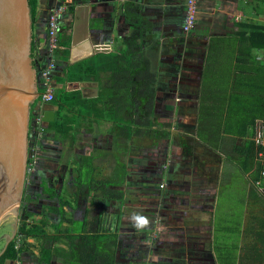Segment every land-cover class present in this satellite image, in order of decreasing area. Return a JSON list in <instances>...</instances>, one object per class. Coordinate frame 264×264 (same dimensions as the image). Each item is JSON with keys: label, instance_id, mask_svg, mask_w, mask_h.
<instances>
[{"label": "crops", "instance_id": "0c3cea01", "mask_svg": "<svg viewBox=\"0 0 264 264\" xmlns=\"http://www.w3.org/2000/svg\"><path fill=\"white\" fill-rule=\"evenodd\" d=\"M47 1L50 11L40 14L35 33L41 56H48L42 46L48 18L52 10L62 8L55 91L79 90L85 99H101L102 91L109 87V75L65 80L68 66L98 52H116L136 44L142 57L141 65L131 73L137 98L136 111L127 112L135 121L131 137L114 122L92 113L77 119V127L71 131L75 140H58L49 130L57 106L36 100L35 119L42 117L44 130L33 185L40 177H63L60 165L65 163L69 166L76 161L82 172L89 159L100 181L96 196L102 208H94L92 216L85 210L81 231L103 212L120 225L119 243L122 236L141 233L133 226V214L150 213L153 221L157 215L160 218L157 229L166 264H264V167L258 164L264 157L258 155L253 139L254 124L263 119L264 111L246 119L238 110L230 113L238 97L257 88L264 108V89L256 87L252 79L264 66V46L246 42L242 26L264 24L263 0H198L196 21L188 32L183 31L186 0ZM69 36L70 52L65 60L63 41ZM141 70L154 76L150 91L144 85L146 75L140 80L136 77ZM242 83L247 91L241 90ZM151 97L154 126L146 127ZM41 123L37 122L39 127ZM151 129L157 132L155 142L135 140L137 130ZM68 148L70 157L65 154ZM118 150L124 159L123 190L108 184V178L117 174L115 166L106 167L112 161L108 157L114 158ZM81 155L85 161L79 159ZM112 190L122 192V197L113 198ZM32 192L37 196L35 189ZM48 200L30 202L28 217L36 215L32 212L35 206H52ZM18 231L19 227L13 235L17 245L22 241ZM34 239L28 237L30 249L5 264H42L34 254L38 253ZM74 260L78 264L72 253L61 258L63 264Z\"/></svg>", "mask_w": 264, "mask_h": 264}, {"label": "rangeland", "instance_id": "374dc122", "mask_svg": "<svg viewBox=\"0 0 264 264\" xmlns=\"http://www.w3.org/2000/svg\"><path fill=\"white\" fill-rule=\"evenodd\" d=\"M47 2V0H38V10L34 27L35 50L33 61L35 63V68H39V64H41V61L45 60V57L41 56L39 40H37L35 30L40 14L45 9L50 11ZM260 5L264 8V5ZM230 42L231 41H229V43ZM43 49H45V47ZM57 50H59V48ZM229 54L231 55L232 53ZM253 65L255 66V64ZM147 74L148 75L145 78L146 82L144 85H146L148 87V90L150 91V88L153 87L154 76L150 71H147ZM250 79L251 77H249V80ZM252 79L253 82L256 84V87L258 85L260 87V90L264 89V66H260L259 70L256 71L255 74L252 76ZM246 87L247 85L242 83L241 90L247 91ZM258 89L259 88L254 89V92H252V94L246 96L241 95L240 97H238V100L236 101L237 104L235 105V107L232 106V108L230 109V113L238 110L237 113L240 112L241 114H244L245 119L252 116L253 114H261L264 111V108L261 105V98L256 95ZM146 110L147 113H149L148 106L146 107ZM35 117L36 115L33 113L31 115L29 126L27 170L20 204L18 206L14 220L5 222L4 225L0 228V252L5 243L8 240H11L14 234H17V227H19L24 221H26L28 224H32L33 222H39L47 218L46 228L50 236H48L45 241L47 242V247L54 248V250L56 251V254L52 258V261L54 260L55 263L51 262V264H63L61 262V258L63 257V255L57 252V249H60V247H65V249L69 250L70 253L74 254L75 257H78V245H80L81 243L80 239L66 237L64 235L65 228L71 226L73 233H79L81 231V220L83 218L82 216L84 215L85 210L89 209L90 216H92V213H94L92 212L94 211V208H97V206L98 209L102 208V206L100 205L101 200L96 196V194L98 193L97 188L100 185V181L95 176L98 175L95 169V165H93L88 159L87 163H83L84 166L82 168V172L81 170L79 172V167H77L76 161L74 163H71V165L69 166L65 163L64 165H60L61 170L65 171L63 177L61 175L54 178L46 179H42L43 177H40L38 184L34 186L33 180L35 178V172L38 169L39 161L38 151L41 142L42 132L44 130H41V127H39V125L37 124L38 121L35 119ZM227 118L231 122V117L229 116ZM262 118L264 119V117ZM42 125L43 123H41L40 126ZM135 134L137 135L135 140L137 142L143 141V143L145 141V144H150L153 141L155 142V136L157 137V132L153 129H151L150 131L137 130ZM68 151H71V148H68L67 152L65 153L68 157H70L72 154H69ZM119 151L120 150L115 153L114 158H112L113 155H110L108 157V159L111 158L112 161L107 162L106 167L109 169L111 168V166H115V171L117 173L115 177L108 178L110 180V182H108V184L110 185L109 187L123 190V186L125 184V181L123 179L124 173L122 172L124 159ZM94 152L97 154L95 149ZM74 157V159L77 158L76 155H74ZM79 159L84 160L83 155L79 156ZM258 164H262L264 167V162H258ZM45 169L46 168H43V170ZM256 171H259L258 165ZM262 176L264 177L263 174ZM33 189L36 190L37 196H33ZM40 198H42L41 201L39 200ZM46 198L50 199L48 200L49 204L56 206L58 212L52 211V213H49L47 212L49 210L46 208V206H43L41 208L35 206V209L32 210V212L37 213L32 218H29L28 215L30 202L38 201L37 203H44L43 199ZM64 201H69V204L65 205L63 203ZM96 211L98 210L96 209ZM218 212L220 214V211ZM154 215L156 214L154 213ZM45 216L46 218H44ZM145 216L149 218L151 223L150 226L141 231V233L122 236L119 243L118 241L117 243H114L115 241L113 235H110V237L101 241L92 240L91 243L98 245V248L106 254H114L115 264H166L162 261L165 254L164 252H162L163 250L161 247V236H159V231L157 229L158 222L160 223V218H158L157 215L156 220L153 221V215H150V213ZM112 220V216L106 217V215L103 213V226L99 229L104 231V229L107 228L105 223H109V231L118 235L119 238L120 225H117V220L116 222ZM153 222H155L156 224L155 227L151 226L153 225ZM87 223L88 226L87 228H84V230H98L95 221H93L92 224L89 221ZM219 230V226H217V231L219 232ZM42 242L43 241L39 238L34 239L33 247L36 249L35 252H37V250L40 251V244H42ZM129 247H134L136 250L130 249ZM126 248L128 250H126ZM216 252L219 255L218 249H216ZM34 254L39 257L38 253ZM156 256L159 257V260L153 259V257ZM76 262L77 261L74 260L73 263L70 262V264H75ZM219 264H221L220 261Z\"/></svg>", "mask_w": 264, "mask_h": 264}, {"label": "trees", "instance_id": "16d2710c", "mask_svg": "<svg viewBox=\"0 0 264 264\" xmlns=\"http://www.w3.org/2000/svg\"><path fill=\"white\" fill-rule=\"evenodd\" d=\"M30 14L32 24L34 25L38 10V0H29ZM264 5L263 3H260ZM32 25V27H33ZM244 27L243 38L246 42L257 45L260 47L264 46V24L257 23H242ZM48 28V23H47ZM47 41V38L45 42ZM64 51L63 58L65 60L69 57V48L71 44V37L69 36L63 41ZM46 43L43 44V48L46 50ZM32 56L34 58L35 40L32 38ZM141 53L140 45L136 44L135 48H125L120 51L110 53H95L83 60L72 63L68 66L66 71L65 80H85L95 77H101L103 74L109 75V87L102 91L101 99H85L80 94L79 90L66 91L64 89H57L55 91V97L53 103L57 106L55 109V119L50 123L49 130L55 135L58 140H64L69 138L71 141L75 140L74 131L77 127V119L80 115L89 116L94 113L97 118H105L120 126L128 137L132 135V128L135 121L128 116L127 112L136 111L137 98L135 97V82L132 78V71L141 65ZM35 65V63H34ZM147 76V71H138L136 75L137 79H143ZM36 100L31 104L30 107V120L31 115L34 113V104ZM154 98H150L149 114L146 116V127L154 126L153 114H154ZM30 126V125H29ZM259 170L260 167L258 166ZM106 190V189H104ZM113 198H121L122 192L112 190ZM65 205L69 204V201L63 202ZM49 211L58 212L56 206L45 205ZM46 218V217H44ZM45 220L39 222H33L28 224L24 221L19 226L18 233L22 234V241L20 245L16 247L17 240L14 237L9 241L6 248L0 254V264H4L6 259H17L21 252L30 249V243H28V237L39 238L43 242L41 244V250L39 253L40 261L43 264H51L53 256L56 254L54 248L47 247L45 241L48 236ZM94 221L98 230L87 231L82 230L80 233H73L72 227H66L64 235L66 237H72L80 239L81 243L78 245V262L79 264H115L114 254H106L102 252L98 245L92 244L91 241H101L114 236V243H117L118 235L112 233L108 229L109 223H105L107 228L100 230L103 224V212H99L95 215ZM105 221V219H104ZM70 242V241H69ZM62 255L71 254L65 247L57 249Z\"/></svg>", "mask_w": 264, "mask_h": 264}, {"label": "water", "instance_id": "95a60500", "mask_svg": "<svg viewBox=\"0 0 264 264\" xmlns=\"http://www.w3.org/2000/svg\"><path fill=\"white\" fill-rule=\"evenodd\" d=\"M29 0H0V228L14 220L27 170L30 107L37 99Z\"/></svg>", "mask_w": 264, "mask_h": 264}, {"label": "built area", "instance_id": "2783aa9c", "mask_svg": "<svg viewBox=\"0 0 264 264\" xmlns=\"http://www.w3.org/2000/svg\"><path fill=\"white\" fill-rule=\"evenodd\" d=\"M198 0H186L185 19L183 23V31L188 32L195 24V9ZM65 9V8H64ZM62 8H56L50 12L48 18L46 53L48 56L41 61L37 73V99L39 102H52L55 97L54 75L57 67L55 54L60 47V13ZM99 48L106 49L109 45H100ZM37 121L42 122V117H38ZM41 127V126H40ZM42 130V128H41ZM254 143L258 147V155L264 157V119H259L254 125ZM264 174V171H263Z\"/></svg>", "mask_w": 264, "mask_h": 264}, {"label": "clouds", "instance_id": "9594fccd", "mask_svg": "<svg viewBox=\"0 0 264 264\" xmlns=\"http://www.w3.org/2000/svg\"><path fill=\"white\" fill-rule=\"evenodd\" d=\"M131 221L133 222V226L139 231H143L148 228L151 223L149 218L142 214H133L131 216ZM161 231H163V228H161ZM153 259L159 260V257H153Z\"/></svg>", "mask_w": 264, "mask_h": 264}, {"label": "flooded vegetation", "instance_id": "af4514ba", "mask_svg": "<svg viewBox=\"0 0 264 264\" xmlns=\"http://www.w3.org/2000/svg\"><path fill=\"white\" fill-rule=\"evenodd\" d=\"M49 213H52V212H49ZM15 237H16V236H15ZM13 238H14V237H13ZM13 238H12V239H13ZM12 239H11V240H12ZM36 239H38V238H36ZM9 241H10V240H8V241L5 243V245L3 246V248H2V250H1V252H0V254H1V253L3 252V250L6 248L7 244L9 243ZM19 245H20V243H19ZM19 245L16 244V247H18ZM40 250H41V244H40ZM39 253H40V251H38V254H39ZM8 259H9V258H8ZM39 259H40V258H39ZM6 260H7V259H6ZM6 260H5V261H6ZM12 260H16V259H12ZM51 262H52V261H51ZM4 264H5V262H4Z\"/></svg>", "mask_w": 264, "mask_h": 264}]
</instances>
